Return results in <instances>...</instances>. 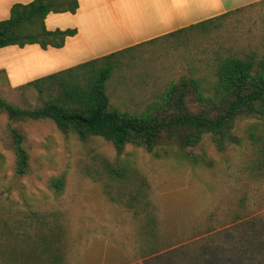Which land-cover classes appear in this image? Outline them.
Segmentation results:
<instances>
[{
    "label": "rangeland",
    "instance_id": "1",
    "mask_svg": "<svg viewBox=\"0 0 264 264\" xmlns=\"http://www.w3.org/2000/svg\"><path fill=\"white\" fill-rule=\"evenodd\" d=\"M188 35L186 42L166 38L124 51L108 82L110 102L140 111L182 75L193 72L208 87L217 53L261 57L264 0L219 17L206 34ZM0 96L21 107L42 104L36 90L11 88L3 75ZM258 123L239 118L233 129L239 143L224 151L206 134L192 152L210 164L196 165L131 144L118 155L111 142L81 141L51 120L20 122L27 175H15V156L0 137V217L25 230L10 244L17 251L37 246L28 234L37 240L44 221L60 238L58 264H264V178L250 170L257 158L251 134L260 136L264 127ZM106 163L127 176L111 177ZM58 178L61 190L53 184ZM51 255L42 264H56Z\"/></svg>",
    "mask_w": 264,
    "mask_h": 264
},
{
    "label": "trees",
    "instance_id": "2",
    "mask_svg": "<svg viewBox=\"0 0 264 264\" xmlns=\"http://www.w3.org/2000/svg\"><path fill=\"white\" fill-rule=\"evenodd\" d=\"M78 8L79 0L15 3L9 17L0 21V48L10 45L24 47L28 44H39L42 48L64 46L66 37L76 34V29L50 30L46 27L45 19L50 13H75ZM231 12L139 45L166 38L186 42L189 32L200 30L206 34L215 25L216 19ZM139 45L82 62L19 86L21 90H36L42 98L39 106L21 107L0 96V115L6 119L4 124H0V137L4 146L15 156L14 172L17 177L30 172L26 133L17 125L27 120H51L64 133H74L81 141L101 137L112 143L118 155L131 144L159 158L172 153L176 158L196 165L210 164V161L192 152L206 134L211 136L219 151H224L233 143H239L238 137L233 134L239 118L257 117L260 121L258 125L264 126V55L217 53L211 60L214 80L208 87H204L202 79L191 72L171 81L140 111L113 105L108 94V82L121 67L123 52ZM251 137L257 142V158L250 170L264 178V127L260 136L251 134ZM105 169L113 178L127 176V171L117 164L106 163ZM63 183V178L53 181L58 190L63 188ZM133 198V201L138 202L136 197ZM21 226L23 223L15 224L0 217V264H42L47 261L50 252L53 263L58 264L60 257L57 256V243L60 238L55 229L44 221L39 222L37 240L28 234L37 242V246L17 251L10 244V239L14 235L24 234L25 230H19ZM2 239L5 242H1Z\"/></svg>",
    "mask_w": 264,
    "mask_h": 264
},
{
    "label": "crops",
    "instance_id": "3",
    "mask_svg": "<svg viewBox=\"0 0 264 264\" xmlns=\"http://www.w3.org/2000/svg\"><path fill=\"white\" fill-rule=\"evenodd\" d=\"M0 0V21L15 3ZM262 0H79L75 13H50L46 27L76 29L64 46L0 48V76L11 88Z\"/></svg>",
    "mask_w": 264,
    "mask_h": 264
}]
</instances>
